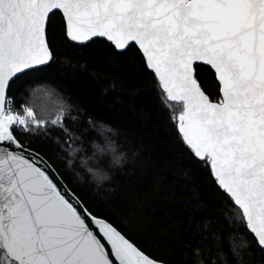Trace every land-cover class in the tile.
<instances>
[{"label": "snow or ice", "instance_id": "obj_1", "mask_svg": "<svg viewBox=\"0 0 264 264\" xmlns=\"http://www.w3.org/2000/svg\"><path fill=\"white\" fill-rule=\"evenodd\" d=\"M57 13L72 43L137 48L166 107L179 106L171 118L184 144L251 234L248 240L237 230L230 240L236 264L253 240L264 251V0H0V264H162L96 216L18 139L51 126L63 132L69 155L78 151L72 145L80 137L63 123L76 117L62 107L52 119L27 105L14 111L9 95L54 60L49 27ZM200 64L214 73L215 101L202 87ZM81 164L91 171L87 160Z\"/></svg>", "mask_w": 264, "mask_h": 264}, {"label": "trees", "instance_id": "obj_2", "mask_svg": "<svg viewBox=\"0 0 264 264\" xmlns=\"http://www.w3.org/2000/svg\"><path fill=\"white\" fill-rule=\"evenodd\" d=\"M49 41L54 60L16 82L9 94L12 108L31 106L49 119L64 108L77 118L63 123L80 137L72 145L78 151L69 155L63 132L51 126L38 134L18 132L21 143L43 154L95 215L113 223L153 258L168 264H198V259L224 264L218 255L223 252L228 264H236L230 240L237 230L248 240L251 234L235 219L236 210L210 168L184 144L171 118L179 106L166 107L167 98L145 70L137 48L120 52L103 39L72 43L65 38L59 13L51 18ZM198 70L202 87L217 100L214 73L203 64ZM102 123L114 131L102 135ZM112 141L118 152L126 153L122 166L114 167L111 156L93 146ZM82 160L111 178L95 183ZM249 251L244 264H264V251L254 240Z\"/></svg>", "mask_w": 264, "mask_h": 264}, {"label": "clouds", "instance_id": "obj_3", "mask_svg": "<svg viewBox=\"0 0 264 264\" xmlns=\"http://www.w3.org/2000/svg\"><path fill=\"white\" fill-rule=\"evenodd\" d=\"M101 128H102V133H101L102 135L104 132H113L114 131L110 126L105 125L103 123L101 124ZM97 144H99V143H97ZM96 152L101 154V155L109 154L111 156L112 165L114 167L122 166V163L126 159V153L118 152L117 151V145L115 144L114 141L106 142L105 145L99 144V148L96 149ZM86 171L90 174L91 179L97 184H102L111 178L110 175L106 171L94 169L92 167H91V171H89L88 168H86Z\"/></svg>", "mask_w": 264, "mask_h": 264}, {"label": "water", "instance_id": "obj_4", "mask_svg": "<svg viewBox=\"0 0 264 264\" xmlns=\"http://www.w3.org/2000/svg\"><path fill=\"white\" fill-rule=\"evenodd\" d=\"M210 99H211V97H210ZM213 100V99H212ZM213 101H215V100H213ZM178 114H179V111H178ZM177 114V115H178ZM24 148L26 149V150H29L31 153H33V154H39V156H41V157H43L45 160H47L48 161V163L52 166V168L56 171V173L60 176V174L58 173V171L55 169V167L51 164V162L43 155V154H41L40 152H38V151H36V150H34V149H32V148H29V147H27V146H25L24 145ZM60 178L62 179V181H63V184H64V186H65V188L66 189H68V190H70L72 193H74L75 194V196L77 197V198H79L78 196H77V194L67 185V183L63 180V178L60 176ZM80 199V198H79ZM81 200V199H80ZM82 201V200H81ZM83 202V201H82ZM97 216V215H96ZM98 217H100V216H98ZM103 218V217H102ZM110 222V221H109ZM123 233V232H122ZM142 250V249H141ZM146 253V252H145ZM147 254V253H146ZM149 255V254H148ZM150 256V255H149ZM151 257H152V255H151ZM158 261H161V260H158ZM162 262V264H168V263H166V262H164V261H161Z\"/></svg>", "mask_w": 264, "mask_h": 264}]
</instances>
